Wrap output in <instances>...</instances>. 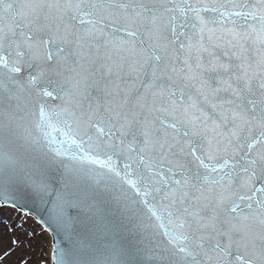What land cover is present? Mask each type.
Returning a JSON list of instances; mask_svg holds the SVG:
<instances>
[{
    "label": "snow or ice",
    "instance_id": "1",
    "mask_svg": "<svg viewBox=\"0 0 264 264\" xmlns=\"http://www.w3.org/2000/svg\"><path fill=\"white\" fill-rule=\"evenodd\" d=\"M37 208L47 264H264V0H0V210Z\"/></svg>",
    "mask_w": 264,
    "mask_h": 264
},
{
    "label": "rangeland",
    "instance_id": "2",
    "mask_svg": "<svg viewBox=\"0 0 264 264\" xmlns=\"http://www.w3.org/2000/svg\"><path fill=\"white\" fill-rule=\"evenodd\" d=\"M18 223H27V226L29 227V229L32 231V230H36L35 226L33 225L32 226V223L28 220H25V219H22V218H19L17 220ZM5 228L3 227L1 229V234L2 233H5ZM6 234V233H5ZM7 235V234H6ZM5 235V245L1 244L0 242V247H2V249H7L8 246L6 245H9L10 246V237L9 235L6 236ZM34 234L28 232V230H24L23 234L22 233H19V236L18 239H20L23 243V246H22V252L21 253H25L28 257L29 255H32V258H36V253L38 251V247L40 245L41 248L44 247V243H45V238L43 236H40V238H37V239H33L32 236ZM39 239V240H38ZM1 249V250H2Z\"/></svg>",
    "mask_w": 264,
    "mask_h": 264
},
{
    "label": "bare ground",
    "instance_id": "3",
    "mask_svg": "<svg viewBox=\"0 0 264 264\" xmlns=\"http://www.w3.org/2000/svg\"><path fill=\"white\" fill-rule=\"evenodd\" d=\"M1 211H0V216H1ZM4 243V241H3ZM2 249V247H0ZM8 252H11L10 253V256H6L5 253H8ZM14 253H13V250H0V264H14V259H16V257L18 256H13ZM48 255V254H47ZM13 257V258H12ZM13 259V262L11 261ZM18 264H25L23 260H20L18 262Z\"/></svg>",
    "mask_w": 264,
    "mask_h": 264
},
{
    "label": "water",
    "instance_id": "4",
    "mask_svg": "<svg viewBox=\"0 0 264 264\" xmlns=\"http://www.w3.org/2000/svg\"><path fill=\"white\" fill-rule=\"evenodd\" d=\"M42 210L41 209H39V208H37V209H34V211H33V214L32 215H34V217L39 221V216L37 215V213H39V212H41ZM40 222V221H39ZM41 224H42V222H40ZM43 225V224H42ZM45 227V226H44ZM49 232H50V234H51V237H53V233L51 232V230H48Z\"/></svg>",
    "mask_w": 264,
    "mask_h": 264
}]
</instances>
